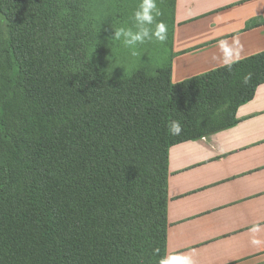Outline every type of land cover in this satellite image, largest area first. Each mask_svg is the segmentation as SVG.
<instances>
[{"label":"trees","instance_id":"obj_1","mask_svg":"<svg viewBox=\"0 0 264 264\" xmlns=\"http://www.w3.org/2000/svg\"><path fill=\"white\" fill-rule=\"evenodd\" d=\"M93 6L0 0V264H159L169 148L232 127L264 83V50L178 82L171 59L111 75Z\"/></svg>","mask_w":264,"mask_h":264},{"label":"crops","instance_id":"obj_2","mask_svg":"<svg viewBox=\"0 0 264 264\" xmlns=\"http://www.w3.org/2000/svg\"><path fill=\"white\" fill-rule=\"evenodd\" d=\"M222 39L239 41L240 59L263 51L264 0H175L172 81L224 65ZM236 118L232 127L169 148L166 255L264 264V83Z\"/></svg>","mask_w":264,"mask_h":264},{"label":"rangeland","instance_id":"obj_3","mask_svg":"<svg viewBox=\"0 0 264 264\" xmlns=\"http://www.w3.org/2000/svg\"><path fill=\"white\" fill-rule=\"evenodd\" d=\"M138 2L139 0H93L94 9H92V14L100 20H103L100 17L104 19L110 18V21L114 20L113 35L116 27L131 24L130 18ZM174 2V0H159V7L163 13L159 19L168 27L167 42L165 44L146 43L140 47L136 56H132L129 50L113 40L112 43L106 45L103 50V57H101L107 72L111 75L122 77L131 74L141 67L155 71L157 68L163 67L170 62L174 28ZM107 24L110 27V23L108 22Z\"/></svg>","mask_w":264,"mask_h":264},{"label":"clouds","instance_id":"obj_4","mask_svg":"<svg viewBox=\"0 0 264 264\" xmlns=\"http://www.w3.org/2000/svg\"><path fill=\"white\" fill-rule=\"evenodd\" d=\"M159 7V0H139L136 8L131 15V24L120 26L114 29L112 40L129 50L130 55L136 56L141 46L146 43L165 44L168 39V27L159 19L162 16ZM218 47L223 57V64L227 69L240 59L241 47L238 40L231 43L228 40H219ZM120 66V65H117ZM250 76H245L243 82L247 83ZM167 131L172 136H179L182 131V125L179 120L173 119L167 122ZM258 230L254 226L252 231ZM253 244H259V240H253ZM159 264H195L190 254L176 253L162 257Z\"/></svg>","mask_w":264,"mask_h":264}]
</instances>
